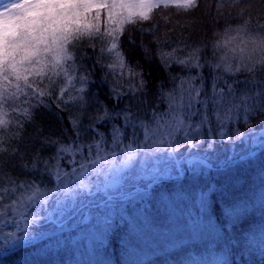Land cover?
<instances>
[{"label":"snow or ice","instance_id":"snow-or-ice-1","mask_svg":"<svg viewBox=\"0 0 264 264\" xmlns=\"http://www.w3.org/2000/svg\"><path fill=\"white\" fill-rule=\"evenodd\" d=\"M200 3L201 0H111L110 4L97 5L94 0H0V171L6 163L5 156L19 155L16 141L22 140L25 126L35 121L38 109L51 107L53 101L61 111L69 105L79 109L86 104L90 73L78 64L73 43L84 36L91 42L94 35L87 24L77 27L85 12L93 7H105L109 21H113V13L119 17L114 22L120 27L107 32L110 39L106 44L110 47H102L101 53L112 54L109 69L118 67L121 75L126 69L131 77H140L130 88L135 93L144 90L145 81L142 73L126 64L119 48L123 25L151 20L156 10H160L158 15L168 23L165 10L174 8L177 14L190 12L198 9ZM245 3L246 0H231L229 7L235 8L239 23L226 29V41L213 45L217 62H202L204 49L200 47L190 48L184 56H177L175 48L171 52L159 50V59L167 68L175 64L202 70L207 65L217 73L210 95L202 75H189L180 80L179 93H167L168 111L160 116L154 113L151 121L139 120L130 111L110 112L107 106L100 107L93 124L123 121L122 127L111 126L110 145L103 133L92 128L99 139L87 145L75 141L59 145L54 157L57 163L44 162L43 170L55 177L54 188L42 187L35 181L18 182L12 177H8V187L0 184V253L26 243L60 247L79 246L86 241L91 249L94 234L107 231L118 204L136 197L146 200L154 185L169 177L173 170L183 173L182 163L194 171L198 167H212L198 153L214 150L213 119L219 129V140L234 146L226 163L236 160L242 163L251 156V152L236 151L237 147L243 149L245 142L264 146V120L259 121V131L249 121L251 114L264 116V8L254 15ZM70 43L72 49L68 47ZM101 43L105 42L101 39ZM34 64L40 65L39 70L29 73ZM33 74L40 79L30 80ZM123 94L115 93L112 98L119 100ZM241 112L248 131L236 129L229 135L228 124L237 123ZM194 117L199 118L198 122H194ZM70 122L79 136L81 121L73 118ZM129 127L133 136L125 143V130ZM137 127L142 131V140L136 136ZM205 128L207 133L203 131ZM47 143L58 142L49 138ZM182 148L187 150L186 160L178 159L183 155ZM64 155L71 157L68 161L71 171L59 164ZM31 169L39 170L38 164L32 163ZM159 198L165 209L175 212L180 194L162 193ZM209 199H214L211 189L202 191L201 207H207ZM215 207L225 221L237 220L248 212L249 203L243 198H225ZM125 223L128 234L123 243L134 248L143 229L151 224L147 207ZM189 228L190 238H197L199 221L192 220Z\"/></svg>","mask_w":264,"mask_h":264},{"label":"trees","instance_id":"trees-1","mask_svg":"<svg viewBox=\"0 0 264 264\" xmlns=\"http://www.w3.org/2000/svg\"><path fill=\"white\" fill-rule=\"evenodd\" d=\"M94 3L96 4V0ZM105 3L110 4L111 0H101L99 5ZM230 4L231 0H201L200 7L190 12L181 11L177 14L178 10L174 8L165 10L168 23L158 15L160 10L152 13L151 20L138 21L136 24L125 23L123 34L119 37V48L126 64L142 73L145 81L144 90L135 93L130 88L140 77H131L126 69L123 70V75L118 67L109 69L107 65L111 62L112 54L101 53L102 47H110L106 44L110 39L107 32L120 27V24L114 22L119 17L113 13V21H109L108 9L105 7H93L85 12L77 27L83 28L87 24L94 35L91 42L88 36H84L73 43L76 44L74 53L78 64L90 73L86 104L79 109L75 105H69L61 111L53 101L51 107L38 109L35 121L25 126L22 140L16 141L19 155L5 156L6 163L0 171V184L8 187V177H12L18 182L35 181L42 187L54 188L55 177L43 170L44 162L57 163L54 157L59 145L73 141L87 145L99 139L92 128L103 133L110 145L111 126L117 124L122 127L123 121L116 119L101 125L93 124V117L100 107L107 106L110 112L130 111L139 120L151 121L154 113L160 116L167 112V93H178L180 80L189 75H202L210 95L212 80L217 73L207 65L202 70L186 69L175 64L167 68L162 65L158 53L160 49L171 52L175 48L178 49L177 56H184L190 48L200 47L204 49L202 62H217L212 51L213 45L226 41V29L235 28L239 23L235 8L229 7ZM245 6L250 7L255 15L264 8V3L261 0H246ZM97 28L99 32H96ZM93 43L95 47L92 46ZM68 47L72 49V43ZM145 48L148 49L147 52ZM224 51L227 52L228 49ZM39 68L40 65L34 64L28 71L32 73L33 69ZM29 79L40 78L33 74ZM225 79L229 77L225 75ZM115 93L125 94L119 100H114L112 97ZM73 118L81 121L79 136L73 131L70 122ZM193 119L198 122L199 118ZM261 120H264V116H249L250 123L257 131ZM236 129L248 131L243 112L237 123H229L227 126L229 135ZM135 131L138 139L142 140L141 129L137 127ZM203 131L207 133V128ZM218 131L213 119L212 134L216 136L214 150L207 153L200 151L212 167H198L195 171L189 167L184 176L163 179L154 185L146 200L136 197L122 205L118 204L116 215L107 231L94 234L91 249L86 241L79 246L66 244L60 247L26 243L0 253V264H264V146L247 142L243 149L237 147L236 151L252 153L254 150L251 156L242 163L239 160L226 163L234 146L228 141L221 142ZM125 132V143H128L133 136L132 128L129 127ZM49 138L58 143L48 144ZM203 147L206 145H202ZM180 153L184 160L189 158L186 149H180ZM69 159L71 157L64 155L59 164L61 168L71 171ZM32 163H37L39 170H32ZM24 165H28V169ZM209 189L214 193V199H209L207 207H201L200 193ZM162 193L174 196L180 194L175 212L161 205L159 197ZM225 198L247 200L248 212L240 219L225 221L219 217L215 207ZM145 207L151 224L143 229L134 248L126 247L123 243L128 234L125 220L138 216ZM121 214L124 218H121ZM194 219L199 221V235L192 239L189 223Z\"/></svg>","mask_w":264,"mask_h":264},{"label":"rangeland","instance_id":"rangeland-1","mask_svg":"<svg viewBox=\"0 0 264 264\" xmlns=\"http://www.w3.org/2000/svg\"><path fill=\"white\" fill-rule=\"evenodd\" d=\"M100 1H101V0H96V4L99 5V2H100ZM229 54H230V53H229ZM178 93H179V91H178ZM167 111H168V110H167ZM245 144H247V142H245ZM187 154H188V153H187ZM187 154H186V155H187ZM229 154H230V153H229ZM198 155H199L200 157L204 158V156L202 155L201 152H199ZM205 157H206V156H205ZM178 159L184 160V158L182 157V155H179V156H178ZM212 161H214V159H212ZM214 162H215V161H214ZM181 167H182V169H183V173H182V174L177 173L175 170H173V172L171 173V175H170L169 177L165 178V179H168V178H171V177L178 178V177H182V176H184V175L187 173L189 166L187 165V163H182V164H181ZM161 181H162V180H161ZM161 181H160V182H161ZM142 184H143V182H142ZM143 257H144V256H143Z\"/></svg>","mask_w":264,"mask_h":264}]
</instances>
